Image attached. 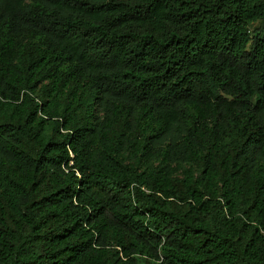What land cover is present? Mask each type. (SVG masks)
Wrapping results in <instances>:
<instances>
[{"label":"trees","instance_id":"1","mask_svg":"<svg viewBox=\"0 0 264 264\" xmlns=\"http://www.w3.org/2000/svg\"><path fill=\"white\" fill-rule=\"evenodd\" d=\"M0 264H264V0H0Z\"/></svg>","mask_w":264,"mask_h":264},{"label":"rangeland","instance_id":"2","mask_svg":"<svg viewBox=\"0 0 264 264\" xmlns=\"http://www.w3.org/2000/svg\"><path fill=\"white\" fill-rule=\"evenodd\" d=\"M258 24H259V22H258V21H256V22L252 23V24L250 25V29H252L254 26H257Z\"/></svg>","mask_w":264,"mask_h":264}]
</instances>
